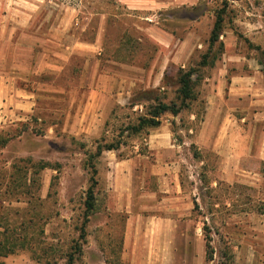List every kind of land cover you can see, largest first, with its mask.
<instances>
[{
	"label": "rangeland",
	"instance_id": "374dc122",
	"mask_svg": "<svg viewBox=\"0 0 264 264\" xmlns=\"http://www.w3.org/2000/svg\"><path fill=\"white\" fill-rule=\"evenodd\" d=\"M162 1L0 0V60L3 45L9 46L11 57L13 44H19L23 61L31 62L46 53L51 63L59 65L65 62L64 49L79 42L101 44L104 59L127 61L148 70L156 65L157 72L168 60L164 89H137L132 103L143 107L132 113L118 109L105 138L99 139L102 144L121 140L124 144L116 151L121 160L140 152L147 154V134L130 137L125 133L119 138L120 129L136 123L155 105L156 98L168 103L176 101L180 69H196V100L179 115L164 114L162 118L168 117L173 140L180 146L177 156L181 161V181L186 192L192 194L191 218L200 226L203 248L198 263L264 264V214L257 211V206L264 203V162L259 158L264 151V125L253 116L256 109L252 107L247 119L238 125L229 124L233 131L225 141L228 153L224 164L217 152L201 150L196 144L207 97L213 91L206 78L221 75L229 86L235 73L252 70L248 60L260 64L263 58L256 47L264 50V0H197L195 5L179 7H163L159 5ZM223 7L226 12L222 34H230L228 42L220 38L224 49L220 50L217 43L210 52V64L201 67L202 57L210 49L217 12ZM159 33L170 40L168 47L160 42ZM188 38L193 42L191 51L181 60L177 57L183 64L172 62L179 45ZM84 60L73 57L63 75H46V79L56 78L57 86L69 83L75 87L80 75L78 67ZM227 61L231 65L227 66ZM227 86L222 89L227 91L226 98ZM68 96L54 93L50 98L43 97L41 120L32 119L15 136H7L1 151L3 231L17 228L14 237H25L16 242L14 253L0 257L5 264H68L71 258L72 264H117V259L121 260L123 218L104 210L108 200L98 185L95 212L85 222V201L94 171L90 163L97 162V157H92L99 142L77 140L63 131L64 113L68 115L72 110V97ZM191 114H195L194 119ZM52 124L56 130L50 132ZM39 161L50 167L37 174L31 169L25 180L23 167ZM12 173L16 183H27L16 193L5 192ZM206 235L211 237L214 250L211 261L206 259ZM23 242L24 247L20 246Z\"/></svg>",
	"mask_w": 264,
	"mask_h": 264
},
{
	"label": "crops",
	"instance_id": "0c3cea01",
	"mask_svg": "<svg viewBox=\"0 0 264 264\" xmlns=\"http://www.w3.org/2000/svg\"><path fill=\"white\" fill-rule=\"evenodd\" d=\"M196 1L163 0L159 5L179 7L195 5ZM159 34L160 42L168 47L170 40ZM229 36L221 34L220 38L226 44ZM13 45L15 50L11 57L9 46L3 45V60H0V136L4 138L15 136L16 131L32 119L41 120V99L59 93L72 97V110L68 115L64 113L63 131L77 140L96 139L99 142L100 138H105L111 122L116 120L118 109L132 113L143 107L132 103L137 89H164L162 84L168 60L157 72L156 65L148 70L127 61L104 59L101 44L79 42L73 48L64 49L65 62L59 65L51 63L46 53L25 62L19 55L20 45ZM192 46L190 38L184 40L171 61L183 64L184 61L178 63V59L190 52ZM73 57L85 59L78 67L80 75L75 87L68 82L57 86L56 78L46 79V75H63ZM226 63L231 65L230 61ZM248 63L252 70L235 73L229 86L221 75L206 78L213 91L207 97L206 114L196 144L201 150L217 152L221 164L228 153L225 141L230 138L229 131H233L229 124L238 125L239 121L246 120L253 107L256 121L264 125V75L256 61L248 60ZM225 86L228 87V98L225 96L227 91L222 90ZM73 92L78 94L73 95ZM239 115L243 118L239 119ZM191 118L194 119L195 114H191ZM161 120L159 127L145 132L147 154L140 152L133 158L121 160L116 154L118 150L102 152L95 163L97 185L107 196L104 210L122 215L121 259L124 262L199 264L202 237L199 224L191 218L192 194L186 192L181 181V161L177 156L180 146L173 140L168 117H161ZM55 128L52 124L49 131H55ZM259 158L264 162V151Z\"/></svg>",
	"mask_w": 264,
	"mask_h": 264
},
{
	"label": "trees",
	"instance_id": "16d2710c",
	"mask_svg": "<svg viewBox=\"0 0 264 264\" xmlns=\"http://www.w3.org/2000/svg\"><path fill=\"white\" fill-rule=\"evenodd\" d=\"M226 12V7H223L217 12L216 21L214 23V27L211 32L210 36V49L208 53L204 54L202 60L199 64L201 67H206L210 64L209 57L210 52H212L213 47L220 42V50L224 49V43L220 41V36L222 34V28L224 23V14ZM257 50L261 51L263 56L262 59L259 60L260 65L262 66V70L264 73V50L259 46L256 47ZM214 63V62H213ZM197 70L194 68H190L189 70L180 69L178 74V84L179 88L176 91L177 97L176 101H172L170 103L163 101L162 99L156 98L155 105L151 106L149 110L138 117L136 123H132L127 125L124 128L120 129L119 138L123 137L125 133L127 136H138L144 132L147 133L149 129L157 128L161 125L162 120L161 117L165 113H171L173 115H179L183 109L189 107V103L193 100H196L195 93H194V75L196 74ZM179 103V104H178ZM134 104V103H133ZM9 138H4L3 135L0 136V146L1 149L6 146V143ZM124 143L121 140L112 143H99L97 146V152L92 157L93 160L99 157L104 150H119ZM1 155V153H0ZM199 153L195 152V157H198ZM28 162H31V159H28ZM31 164V163H28ZM91 167L94 169L93 174L90 178V187L87 191V199L85 201V222L88 221V217L95 212L96 209V193L95 188L98 184L97 182V169L95 161H91ZM50 167L48 163L44 161H39L36 164L27 165L23 167L25 169V180L27 179V174L30 172L31 169L35 170V173L39 172L40 170H44ZM52 167V166H51ZM3 168V167H2ZM53 168V167H52ZM13 169L16 170V165L13 166ZM23 170V169H22ZM0 257H6L9 254L14 253L16 250L15 248L18 246L16 242H20L24 236L14 237L17 231V228H6L3 231V172L0 171ZM15 173H12L10 176V182L6 184L5 192H13L16 193L20 186L26 187L27 183H16V177H14ZM257 211L260 214H264V203H261L257 206ZM87 223V222H86ZM11 230V232H10ZM10 234V235H9ZM25 238V237H24ZM206 259L208 261L213 260L214 250L211 244V237L206 235ZM20 246H25L24 242L21 243ZM74 259H70L68 264H72ZM0 264H5L4 262L0 261ZM117 264H126L121 259H117Z\"/></svg>",
	"mask_w": 264,
	"mask_h": 264
}]
</instances>
